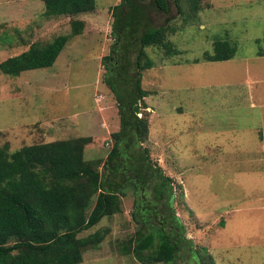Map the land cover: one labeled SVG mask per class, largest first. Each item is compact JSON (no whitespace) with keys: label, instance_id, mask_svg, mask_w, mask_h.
<instances>
[{"label":"rangeland","instance_id":"374dc122","mask_svg":"<svg viewBox=\"0 0 264 264\" xmlns=\"http://www.w3.org/2000/svg\"><path fill=\"white\" fill-rule=\"evenodd\" d=\"M151 1L155 26L173 19L168 39L181 53L147 50L155 66L142 73L149 92L139 115L148 125L143 145L175 180L176 213L200 252L191 260L182 248L175 264H264V0H181L182 13L168 0V16L156 14ZM120 2L97 0L95 12L77 16L84 32L53 66L19 77L0 72V147L8 143L13 152L91 136L85 158L106 159L120 119L102 60ZM44 11L42 0H0V63L34 42L71 33L70 17L48 19ZM220 38L237 46L234 59L193 63ZM133 204L128 192L124 213L103 222L111 234L83 264H143L120 250L137 230Z\"/></svg>","mask_w":264,"mask_h":264},{"label":"trees","instance_id":"16d2710c","mask_svg":"<svg viewBox=\"0 0 264 264\" xmlns=\"http://www.w3.org/2000/svg\"><path fill=\"white\" fill-rule=\"evenodd\" d=\"M42 1L48 19L70 17L71 33L32 43L1 62V73L19 77L24 71L53 66L68 43L84 32L85 22L76 17L97 10V0ZM176 5L182 13L181 0ZM151 7L158 15L170 14L168 0H152ZM149 8L147 0H121L113 7V42L102 64L103 80L117 103L120 130L113 133L104 161L85 158L91 136L13 152L8 143L0 147V264H83L86 252L100 248L111 234L103 222L124 213L128 192L134 196L137 230L120 242L123 254L143 264H175L182 248L189 250L191 260L199 257L174 207L176 182L143 145L148 125L139 115L149 92L142 88V73L155 66L147 50L162 47L167 57L181 53L168 39L175 31L173 19L155 26ZM237 53L236 45L220 38L193 63L229 61Z\"/></svg>","mask_w":264,"mask_h":264},{"label":"crops","instance_id":"0c3cea01","mask_svg":"<svg viewBox=\"0 0 264 264\" xmlns=\"http://www.w3.org/2000/svg\"><path fill=\"white\" fill-rule=\"evenodd\" d=\"M99 108H101V107H99ZM118 116V115H117ZM100 121H101V123L103 124V126H105L106 127V125H108V121H109V119L105 116V115H100ZM120 126H118V128H119Z\"/></svg>","mask_w":264,"mask_h":264},{"label":"clouds","instance_id":"9594fccd","mask_svg":"<svg viewBox=\"0 0 264 264\" xmlns=\"http://www.w3.org/2000/svg\"><path fill=\"white\" fill-rule=\"evenodd\" d=\"M113 9V8H112ZM60 56V55H59ZM118 116H119V114H117ZM120 119V118H119ZM120 126V125H119ZM120 130V127L118 128L117 127V129L115 130L116 132H118ZM116 132H114V133H116Z\"/></svg>","mask_w":264,"mask_h":264}]
</instances>
